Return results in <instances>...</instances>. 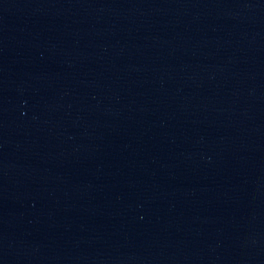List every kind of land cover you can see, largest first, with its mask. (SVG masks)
Returning a JSON list of instances; mask_svg holds the SVG:
<instances>
[{"label":"water","instance_id":"water-1","mask_svg":"<svg viewBox=\"0 0 264 264\" xmlns=\"http://www.w3.org/2000/svg\"><path fill=\"white\" fill-rule=\"evenodd\" d=\"M0 264H264V0H0Z\"/></svg>","mask_w":264,"mask_h":264}]
</instances>
